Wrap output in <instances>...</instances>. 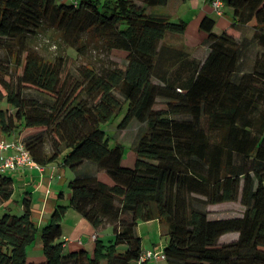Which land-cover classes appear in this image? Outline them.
I'll use <instances>...</instances> for the list:
<instances>
[{
	"label": "trees",
	"instance_id": "obj_1",
	"mask_svg": "<svg viewBox=\"0 0 264 264\" xmlns=\"http://www.w3.org/2000/svg\"><path fill=\"white\" fill-rule=\"evenodd\" d=\"M167 1L0 0V133L22 138L40 166L60 160L73 172L70 196H59L42 227L27 195L20 215L0 216V264H137L136 227L155 219L166 224L167 264H264V0H221L233 28L220 34L204 15V59L163 43L187 25L150 14ZM237 24L253 30L258 46L247 70ZM44 28L78 55L94 39L124 62L69 71L64 55L47 59L32 46L31 35ZM125 107L120 130L132 120L145 125L133 167L122 165L124 145H110L103 129ZM87 162L106 180L82 174ZM12 193L13 179L0 171V203ZM229 201L240 203V215L210 217L209 205ZM68 209L95 230L108 224L110 238L96 235L91 251L65 250ZM231 232L237 238L220 241ZM37 237L43 257L31 261L26 249Z\"/></svg>",
	"mask_w": 264,
	"mask_h": 264
},
{
	"label": "crops",
	"instance_id": "obj_2",
	"mask_svg": "<svg viewBox=\"0 0 264 264\" xmlns=\"http://www.w3.org/2000/svg\"><path fill=\"white\" fill-rule=\"evenodd\" d=\"M183 1L185 0H168L166 5L172 9H175V7H177L178 4ZM190 1L192 2V5L201 12V8L198 6V1ZM202 8L204 10L206 8H210V10L213 11L211 4L207 0H203ZM225 9H227V12L225 11ZM174 13L170 12L169 15H174ZM204 15L210 16L208 10H205L199 18L203 17ZM221 15L230 18L233 23V19L227 7L224 6L223 13ZM225 17L221 18L218 22H225ZM237 28L239 31L238 35H236L237 39L239 41H241L242 38L245 39L246 46L243 48L244 50L248 49L247 54L246 52H244V55L241 51L239 56V63H242L243 69L247 70L252 65L255 53L253 55H250L251 52L249 51V48L251 45L246 36L248 32L252 37L253 30L250 27L242 24H237ZM243 33H245L244 37ZM204 39L205 36L198 40L199 43H202L204 45L203 50L200 53L195 54L189 52L185 43L184 35L179 36L172 33H167L162 41L163 43L170 44L175 47H179L180 45H182L187 53V56L204 59L208 53V47L204 44ZM164 62L165 61H162L163 67L165 66ZM153 80L157 82V79ZM0 137H5V139L7 140L17 138L14 136H4L2 133H0ZM11 153H13V151L8 150L4 152V155H9ZM3 172L7 173L13 179V193L8 200L0 203V212H8L13 206L11 205L13 202L17 204L20 203L19 208L15 205L14 209L21 212L22 199L25 195H27L31 198L32 201V219L37 227H42L48 222L50 214L61 194V199L64 202L67 201L68 197L70 196L68 183L73 176V172L69 168L63 166L60 160H57L46 166H40L39 168L25 166L13 170H4ZM98 177L106 180V177L103 173L99 174ZM214 206L215 205H209L208 209L210 211L217 210L218 215H215L214 218H220V213L222 212H220V209H216ZM227 215L230 214L228 213ZM142 225H148L152 227L146 234L147 238L145 239V241L143 237H140L143 250H152L159 252L163 251L164 245L166 243V236L164 235V232L166 231V224L163 221L155 219L147 222H140L137 225L136 230H138ZM61 227L62 239L64 241L65 250L67 251H78L83 248L87 251H91L96 235L100 236V238L104 240H107L111 236V227L108 224L98 230H95L79 213L72 209H68L66 211V214L61 222ZM237 236L238 234L236 232L227 233L220 237V241H229L237 238ZM32 244V246L29 245L26 249V254L27 256L29 255L27 259L31 261H39L43 257L42 245L39 238L37 237ZM28 249L30 250V254ZM146 264H167V262L166 260L162 259H150L146 261Z\"/></svg>",
	"mask_w": 264,
	"mask_h": 264
},
{
	"label": "rangeland",
	"instance_id": "obj_3",
	"mask_svg": "<svg viewBox=\"0 0 264 264\" xmlns=\"http://www.w3.org/2000/svg\"><path fill=\"white\" fill-rule=\"evenodd\" d=\"M198 1V6L201 8V12L196 9L195 6L192 5V2L190 0H185L181 3L178 4L175 9H172L168 7L167 5L164 6H157V7H152L149 12L150 14H165L169 15L170 12L174 13L172 15V18H182L187 22L186 29L184 32V37H185V43L187 45V48L190 53L195 54V53H200L203 50L204 45L202 43H199L198 40L201 39L203 36L206 37V34L203 30L199 28V18L202 13L205 10H208L210 16L215 20V25L213 32L216 34H220L224 28H233L232 26V21L230 18H227L223 15L219 16L216 15V12L213 10L211 11L210 8H206L205 10L202 8L203 6V0H196ZM208 6V5H207ZM209 7V6H208ZM227 12V9H225ZM200 12V13H199ZM177 15V16H175ZM225 17L226 21L225 22H218L221 18ZM249 27V26H248ZM34 35V36H33ZM238 35V32L237 34ZM32 46L37 50L41 55H43L47 59H54L56 55H64L65 62H66V69L69 71L74 72L79 64L85 63V62H90V63H97L99 61H106V60H113L117 62L118 64H122L124 62V58L121 53L119 52H114V54H107L102 47L99 45V43L91 39L86 42L85 44V49L82 55H78L77 52L72 49L68 48L63 44L61 35L53 31L52 29H41L38 30V33L32 34ZM245 36V33H243V37ZM250 34L247 32V39L249 40L250 43V48L249 51L251 52L250 55L254 54L256 50L258 49V46L255 44L254 40L252 37H249ZM246 42L245 39L242 38V42H240V47H245ZM248 49L242 48V52L244 55V52L247 54ZM2 56V52L0 51V57ZM30 93V92H28ZM31 94L35 95L34 92ZM164 102L162 99H158L156 108L163 107ZM126 111V107L124 110L119 113L111 122H108L103 125V129L105 130L107 135H111V144L113 145L115 142H121L124 145V150H123V157H122V165L126 167H133L135 165L136 161V155H135V146L137 143V140L139 138L140 132L144 128V124L132 120L127 128L125 130H120L118 128V124L121 122L124 114ZM22 139V138H21ZM80 172L82 174H96L97 176L102 173V171H96V166L92 163H84L83 166L80 168ZM12 202V201H11ZM223 202L219 204H214L216 209H220V217H226V216H235L238 214H241L242 212V206L238 201L232 202ZM13 205L11 209L8 211L9 214L13 215H20L21 212L15 210V205L19 208V204L17 203H12ZM228 207V208H226ZM225 212V213H224ZM4 212H0V216L3 215ZM230 215H227V214ZM215 215H218V211H211L210 217H214ZM151 226L148 225H142L136 234L140 237L145 239L147 238L146 234L150 231ZM156 232V229H155ZM165 235V232H164ZM33 245V244H32ZM31 245V246H32ZM30 246V249H31ZM29 254L30 250L28 249ZM27 256V254H26ZM29 256V255H28ZM27 256V257H28Z\"/></svg>",
	"mask_w": 264,
	"mask_h": 264
},
{
	"label": "built area",
	"instance_id": "obj_4",
	"mask_svg": "<svg viewBox=\"0 0 264 264\" xmlns=\"http://www.w3.org/2000/svg\"><path fill=\"white\" fill-rule=\"evenodd\" d=\"M66 1L73 2L75 0ZM210 4L217 15L223 13L224 3L221 0H212ZM8 150H12L13 153L4 155V152ZM25 166L40 167V165L33 160L29 150L25 147L21 139L13 138L7 140L5 137H0V171L13 170ZM150 259L165 260V254L163 251L143 250L139 256L137 264H142Z\"/></svg>",
	"mask_w": 264,
	"mask_h": 264
}]
</instances>
